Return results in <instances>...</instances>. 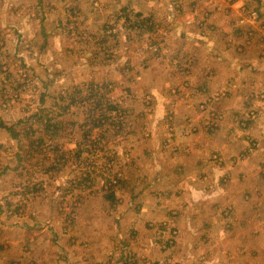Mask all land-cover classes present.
Returning a JSON list of instances; mask_svg holds the SVG:
<instances>
[{"label":"rangeland","instance_id":"rangeland-1","mask_svg":"<svg viewBox=\"0 0 264 264\" xmlns=\"http://www.w3.org/2000/svg\"><path fill=\"white\" fill-rule=\"evenodd\" d=\"M244 4L221 37L209 30L206 11L197 17L204 24L188 25L189 14L183 23L180 3L165 16L151 14V0H0V264H151L148 250L164 251L162 264L202 263L178 248L170 221L176 200L187 190L206 196L194 206L198 228L228 195L245 210L243 182L264 188V71L252 63L264 56V0L253 11L243 12ZM206 36L220 41L213 55L234 45L237 64L220 67L237 78L236 95L228 86L199 94L183 77L182 61L196 55L182 41ZM243 48L250 50L244 62ZM185 123L204 127L190 139L199 144V153L190 151L199 154L197 171L185 170L192 159L178 141L191 138ZM162 200L175 204L151 221V206ZM225 208L215 231L244 220ZM259 210L244 230L264 229ZM248 245L223 238L215 264H264Z\"/></svg>","mask_w":264,"mask_h":264},{"label":"crops","instance_id":"crops-1","mask_svg":"<svg viewBox=\"0 0 264 264\" xmlns=\"http://www.w3.org/2000/svg\"><path fill=\"white\" fill-rule=\"evenodd\" d=\"M171 1L172 2H170V0H161V2H164L166 4V6L164 7L163 10H158V8L156 6L158 5V2H160V1L155 0L153 2L151 0V6H153V7H151V14L155 15V11H157V14L170 16L171 13H169V9L171 8L172 4L179 5V3H180L181 7L178 8V11H179V14L181 13V15H182V17H180V19L182 18L183 23L185 22L184 20L186 18H184V16L186 14H189V16L191 17L189 20L186 21V23H188L189 21L191 23V20H194V19L197 20L196 22L202 23V20H198V18H200L198 15H200L201 12L206 11V15H209V19H208L209 30L215 31V33H219V32L223 31V33H221L222 35L219 34V35H221V37H224L226 35L225 31H229L231 29L232 25L228 21L227 18L231 17L235 14L234 10L238 4L240 5L241 2L245 3L243 8H241V10H243V12L244 11H250V10L253 11V9L255 7H257L255 4V2H257V0H228V2L225 5L220 4V2H222L223 0H213L211 5H207V7H205V8L203 7V5H201V2H203V0H189V1H195L196 2L193 5H188L187 0H175V2H173V0H171ZM202 24H204V23H202ZM177 25L179 26L180 29H182L181 27H183V26H181V21L179 23L177 22ZM188 25H189V23H188ZM240 25H244V24H240ZM247 25H250V24L248 23ZM186 27H187V25H186ZM44 28H45L44 26H41V32H44ZM226 38H228V37H226ZM182 42H183L184 49L186 51L191 52V56L193 55L192 52H194V54L196 55V56H192L191 58L188 57L182 61V66L184 65L183 70L185 72L183 74V77L184 78L187 77V79H189V81H187L188 83L190 81H194L196 83V90L199 92V94H201L203 92L204 93L209 92L210 89L212 88V86H213L212 91H216V92L219 91V89L222 88L223 86H228L227 89L230 91L233 90V94L236 95V93H237L236 89L237 88L235 89L234 87L240 86V85H237V83H235V81H234V80H237V78H235V79L233 78V76H232L233 74H230V73H232L231 70L223 75L221 72V67H220L222 63H228V64H232V65L237 64L236 57H235L236 52L233 51L234 45L229 47V51L231 53L227 54L225 52H222L223 53L222 55H213L214 53H218L221 51V49L218 47L220 45L219 40H212V39L208 38V36H206L204 38V40L195 41L197 43H195L194 41H193L194 43L193 42L192 43L185 42V41H182ZM195 44H196V46H195ZM213 49L215 50V52L210 53L209 50H213ZM244 51L250 53L249 49L245 50L244 48L240 49V51L237 52V54L240 55L243 62H244V60H246V58H245L246 55L244 54ZM262 54H264V51L262 52ZM153 60L154 59L151 58V61H153ZM252 63L254 65L258 64L261 68L260 70L262 72L264 71V70H262V69H264V56L257 57L254 61H252ZM216 64H218V65H216ZM152 65L155 68V65L154 64H152ZM210 65H211V67L209 68L208 66H210ZM151 69H153V68L151 67ZM152 71L154 72V76H152V78L157 80L156 83L160 82L158 80H160L162 76L160 74H158L159 71L155 70V69ZM258 74H260V73L258 72ZM257 76L258 75H256L255 78L258 80L260 77H257ZM225 77H230L229 83L227 85H224V83L226 81ZM230 82L231 83L233 82V86L231 85ZM217 83H219L220 85L217 86ZM160 86H161V84H160ZM151 88H153V86ZM152 91H154V89H152ZM156 93L157 92H155V94ZM233 104H228L226 106H227V108H230L231 107L230 105H233ZM237 107H238V109L240 108L239 105H237ZM156 109H157V107L154 110L156 111ZM159 121H162V120H159ZM185 124L188 125V123H185ZM154 125L151 126V130L154 127ZM178 127L179 126H177L175 129H178ZM194 127H199L200 129L204 128L202 126V124H199V123L198 124L196 123V125L193 127L188 125L186 135L187 136L189 135L191 138H189V139L188 138H182V139L178 140L179 143L182 142V144H185L187 142L186 145H188V146L184 145V147H187L186 148V155L192 154V159L190 160L189 163H191V165H193V166L188 165L185 167V170H188V172H190L192 169L197 171L198 167H200L198 165V162L196 164H194L195 162H193V157L198 158V156H199V154L198 155L196 154V156H194L195 154L193 155V153L195 152L194 150L196 149L198 151V153L200 152L199 147L197 148V146H199V144L198 143H192L190 141V139L195 138V136L193 135L194 134L193 132L196 131L194 129ZM234 135L236 136L235 130H234ZM190 151H194V152L191 153ZM184 182L186 183V185H187L186 187L188 188L189 181L186 182V179H185ZM245 182H243L242 189L246 193V195H245V199H246L245 203H247V206H245L246 211L245 210L242 211L241 206L236 205V204H232L233 201L230 200V196L228 195L226 205L219 206L217 203L213 202V204H215V205L211 206L213 209L210 210L212 212L213 216L211 218H209V221H207V219H206V221L203 222L202 224H200V225L198 224V228L195 225H196V223H198L199 217L194 214V208H195L194 206L198 202H203L204 199H206L205 198L206 196L203 198L201 195V198H200L197 193L191 192L190 190H187L185 192L184 197L178 198V200H176L178 203L180 202L179 208H177L175 213L171 214V216H170L171 220L170 221L172 223H174V225H176L177 228L179 229V232H180L179 236L180 237L178 239V248L181 249V251L184 255H185V253L188 255V252L192 251V252H194L193 253L194 257L198 256V255H201V257H203L202 258L203 261L201 264H215V261L220 258L219 253L220 254L222 253L221 251H218L217 249H218L219 245L222 244L223 238H227V240L230 239L231 241L236 240V239H239V240L243 239L244 241H246L247 245H248V243L249 244L251 243V245L255 243L257 245H253V246L248 245L247 246V248L249 249L248 250L249 254L253 255L252 257H257L258 255H260V256L264 255V233L263 234L261 233V231L264 232V229L257 228L258 226L256 228H253V226H252V228L250 227L249 229L244 230V224H246V222L250 223L251 219H252L251 217L255 213H258V216H259V211H260L259 209L264 207V202L262 204V200H264V188H263V190L261 189L259 191L260 188L257 186L256 183H252V182H246L245 183ZM239 185H240V182H239ZM214 189H216V188H212L211 190L213 191ZM215 192H217V189ZM190 194H192V196H191L192 198L196 197V203H193V199H191ZM250 194H251V198L248 199ZM198 199H200V200H198ZM167 202L165 200H162V202L161 201L159 202V204L162 203L161 206H157V205L151 206V210H149V212H148V215L151 218V221H154L157 214H159V212L162 211V209H166V206L168 207V206H172L173 204H175V202H171V200H167ZM226 206L229 208V212H228L229 215H231V216L232 215H238L240 219H244V220L241 223L238 222V226L234 227V230L232 229L230 232H228V231H226V232L215 231L213 229L219 228V227H217V224H219L218 221L220 219H222V215L224 213H227L226 208H225ZM223 207L225 209H222ZM154 208L157 210H154ZM250 210H252L251 213H249ZM195 213H197V210ZM195 216L198 218L196 219ZM163 219H167V218H163ZM234 219H236V218H234ZM259 220H260V218H259ZM164 221H169V220H164ZM256 221L254 218L252 224L254 225ZM208 222H210L211 224L209 223L210 224L209 225ZM220 222H222V221H220ZM236 224L237 223L234 221V225H236ZM248 225L249 224H246V228ZM208 226H211L209 228L210 230H206V228ZM225 226L231 228L232 224L229 223L228 225H225ZM211 230H213V231H211ZM206 231H210V233L206 232ZM193 238L199 240V242L196 244L195 247H193L194 246L193 241H192V245L190 244V241ZM231 238H233V239H231ZM206 241L207 242L209 241L210 243H204ZM235 246L237 249H239V251L242 250V246L239 247L238 242L236 243ZM147 254H148V258L151 259V264H152V261H154L153 264H162V261L166 258L164 251H161V250L159 251V254H156L155 252L151 253V251L148 250ZM151 254H152V256H151ZM156 259L158 260L157 263H156ZM255 260L256 259H252V258L248 259V261H251L252 264H256L254 262ZM262 261H263L262 258H260L258 260L257 264H261L260 262H262ZM240 264H241V262H240Z\"/></svg>","mask_w":264,"mask_h":264},{"label":"trees","instance_id":"trees-1","mask_svg":"<svg viewBox=\"0 0 264 264\" xmlns=\"http://www.w3.org/2000/svg\"><path fill=\"white\" fill-rule=\"evenodd\" d=\"M93 87H94V85L92 84V89H93ZM100 102H97V104H99ZM111 108H115L116 106H110ZM111 108H109V109H111ZM106 119H108V116H106ZM99 124H101V122H99ZM110 197H112V195L110 196Z\"/></svg>","mask_w":264,"mask_h":264},{"label":"built area","instance_id":"built-area-1","mask_svg":"<svg viewBox=\"0 0 264 264\" xmlns=\"http://www.w3.org/2000/svg\"><path fill=\"white\" fill-rule=\"evenodd\" d=\"M254 13V12H253ZM256 13V12H255ZM177 233V230L176 229H174V231H173V235H175Z\"/></svg>","mask_w":264,"mask_h":264}]
</instances>
